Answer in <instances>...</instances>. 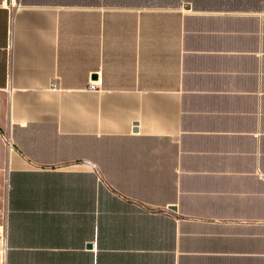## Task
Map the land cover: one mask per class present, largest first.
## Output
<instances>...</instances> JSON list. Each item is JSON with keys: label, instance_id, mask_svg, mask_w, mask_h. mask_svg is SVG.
Wrapping results in <instances>:
<instances>
[{"label": "crops", "instance_id": "0c3cea01", "mask_svg": "<svg viewBox=\"0 0 264 264\" xmlns=\"http://www.w3.org/2000/svg\"><path fill=\"white\" fill-rule=\"evenodd\" d=\"M0 264H264V5L0 0Z\"/></svg>", "mask_w": 264, "mask_h": 264}, {"label": "trees", "instance_id": "16d2710c", "mask_svg": "<svg viewBox=\"0 0 264 264\" xmlns=\"http://www.w3.org/2000/svg\"><path fill=\"white\" fill-rule=\"evenodd\" d=\"M118 0H108V2L116 3ZM171 1V0H169ZM196 5H204L208 3L209 5H247L258 7L264 5V0H192ZM91 2V1H90Z\"/></svg>", "mask_w": 264, "mask_h": 264}, {"label": "built area", "instance_id": "2783aa9c", "mask_svg": "<svg viewBox=\"0 0 264 264\" xmlns=\"http://www.w3.org/2000/svg\"><path fill=\"white\" fill-rule=\"evenodd\" d=\"M91 88H95V84H94V82H92V84H91V86H90ZM7 139V142L11 145V141H10V138L9 137H7L6 138Z\"/></svg>", "mask_w": 264, "mask_h": 264}, {"label": "rangeland", "instance_id": "374dc122", "mask_svg": "<svg viewBox=\"0 0 264 264\" xmlns=\"http://www.w3.org/2000/svg\"><path fill=\"white\" fill-rule=\"evenodd\" d=\"M10 145V144H9Z\"/></svg>", "mask_w": 264, "mask_h": 264}]
</instances>
